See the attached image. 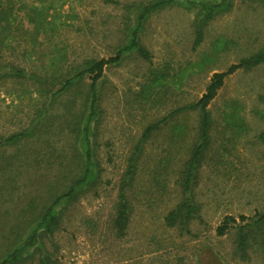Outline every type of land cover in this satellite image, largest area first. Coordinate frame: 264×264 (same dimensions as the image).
I'll list each match as a JSON object with an SVG mask.
<instances>
[{"label":"rangeland","instance_id":"obj_1","mask_svg":"<svg viewBox=\"0 0 264 264\" xmlns=\"http://www.w3.org/2000/svg\"><path fill=\"white\" fill-rule=\"evenodd\" d=\"M24 1L42 7L48 22H43L46 42L40 35L37 62L32 58L27 66H45L56 75L73 73L85 60L113 57L133 19L126 5L146 0ZM195 15V8L180 6L154 12L139 38L149 60L132 54L105 68L91 121L99 178L65 209V226L53 243L58 264H264L258 253H252L249 263L232 258V234L219 238L214 231L226 215L238 221L239 215L264 210V145L259 139L264 131V65L225 78L208 106L214 120L211 144L193 186L198 217L186 228L165 227L161 219L181 199L179 170L198 122L197 113L189 112L167 118L148 140L135 182L127 189L133 205L129 229L117 238L110 228L127 157L142 130L196 102L213 73L264 50V4L233 1L228 12L207 24L197 46ZM153 74L161 79L157 84H150ZM89 84L85 76L56 101L34 138L0 154V251L4 234L28 227L78 177L82 156L77 133L88 114ZM29 95L0 89V134L28 125L26 114L39 107Z\"/></svg>","mask_w":264,"mask_h":264},{"label":"trees","instance_id":"obj_2","mask_svg":"<svg viewBox=\"0 0 264 264\" xmlns=\"http://www.w3.org/2000/svg\"><path fill=\"white\" fill-rule=\"evenodd\" d=\"M235 0H146L130 2L126 6L133 15L130 25L125 29V40L118 47L113 57L107 59H89L83 61L73 73H58L49 75L48 69L37 68L31 62H37L42 44L44 42L48 24L45 20L46 13L42 7L28 5L24 0H0V89L3 93H12L19 97L29 93L35 98L33 102L39 107L29 110L26 114L28 125L11 133L0 134V154L14 148L27 140L34 138L40 132L42 120L50 113L52 106L62 94L69 92L82 79H90L85 106L88 114L83 127L77 133L79 152L82 156V167L79 175L69 187L53 197L50 204L43 207L30 221V225L21 232L10 231L3 235L5 247L0 251V264H58L57 250L54 243L56 235L65 226V209L70 204L76 203L93 189L99 175L95 163V153L91 145L93 134L91 121L96 116L99 105L98 84L103 77V72L110 65L119 64L125 57L136 55L143 60H149V53L140 44L139 38L146 19L154 12L166 7L180 6L186 9H196L192 26L194 32L193 46H197L202 38L204 28L217 15L228 12ZM257 1L264 4V0ZM44 22V24H43ZM55 62L60 63L59 57ZM264 65V50L238 60L225 71L213 73L205 87L202 96L194 103L186 104L171 111L166 117L148 124L137 139L131 153L127 157L126 171L120 180L117 199L110 228L115 237L122 238L126 235L133 205L127 197V189L135 182V175L141 156L148 140L160 130L162 123L183 113L196 112L198 122L196 134L190 146L189 156L179 170L178 186L182 192L180 201L170 209L161 219L168 228L179 226L186 228L188 223L195 220L199 213V204L193 194V186L197 183L199 170L204 162L206 153L211 144L213 131V117L208 109L210 102L216 97L218 90L223 86L225 78L238 70L249 71L257 66ZM50 64L47 65L49 68ZM150 84H157L161 79L153 74ZM42 107V108H41ZM264 145V131L259 135ZM238 221L231 215H226L215 227V235L219 238L232 234V258L242 263L251 262L252 253H258L264 262V210L257 211L251 216L239 215ZM14 228L16 226L14 225ZM174 264H186L177 260Z\"/></svg>","mask_w":264,"mask_h":264}]
</instances>
